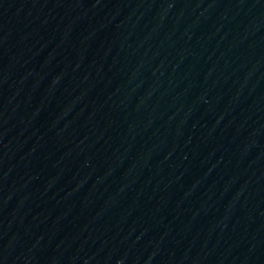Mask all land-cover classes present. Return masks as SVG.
<instances>
[{
  "label": "water",
  "instance_id": "1",
  "mask_svg": "<svg viewBox=\"0 0 264 264\" xmlns=\"http://www.w3.org/2000/svg\"><path fill=\"white\" fill-rule=\"evenodd\" d=\"M0 264H264V0H0Z\"/></svg>",
  "mask_w": 264,
  "mask_h": 264
}]
</instances>
